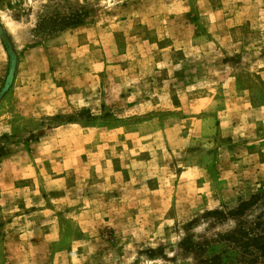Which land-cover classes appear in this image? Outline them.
Listing matches in <instances>:
<instances>
[{"label": "rangeland", "instance_id": "rangeland-1", "mask_svg": "<svg viewBox=\"0 0 264 264\" xmlns=\"http://www.w3.org/2000/svg\"><path fill=\"white\" fill-rule=\"evenodd\" d=\"M256 215L264 0H0V264H227Z\"/></svg>", "mask_w": 264, "mask_h": 264}, {"label": "trees", "instance_id": "trees-1", "mask_svg": "<svg viewBox=\"0 0 264 264\" xmlns=\"http://www.w3.org/2000/svg\"><path fill=\"white\" fill-rule=\"evenodd\" d=\"M255 195L248 200H241L227 213L236 215L248 207ZM217 213L219 211L213 210ZM231 247L233 257L227 255V264H264V215H256L253 220L241 222L230 233L223 236ZM216 257V256H215Z\"/></svg>", "mask_w": 264, "mask_h": 264}]
</instances>
